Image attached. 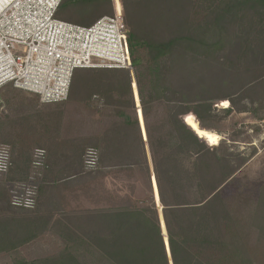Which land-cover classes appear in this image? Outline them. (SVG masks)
Wrapping results in <instances>:
<instances>
[{
	"label": "trees",
	"instance_id": "obj_1",
	"mask_svg": "<svg viewBox=\"0 0 264 264\" xmlns=\"http://www.w3.org/2000/svg\"><path fill=\"white\" fill-rule=\"evenodd\" d=\"M122 1L173 264H257L223 189L256 153H238L234 143L248 141V129L264 131V0ZM112 14V0H63L57 11L59 19L80 25ZM224 100L229 105L220 115L215 104ZM70 101L115 120L101 134L71 144L59 141L63 102L46 104L57 106L53 110L0 115V144L11 155L8 171L0 173L6 175L0 179V255L53 232L65 242L61 250L14 257L13 264H170L155 202L73 213L59 202L62 187L85 183L98 171H146L128 71L76 69ZM160 111L162 118H153ZM234 114L258 124L232 125L229 139L217 144L197 131L217 130ZM91 149L94 166L86 162ZM38 150L45 151L40 165ZM33 169H44L39 183ZM32 187L33 208L13 204ZM263 218L258 211L253 222L264 234Z\"/></svg>",
	"mask_w": 264,
	"mask_h": 264
},
{
	"label": "rangeland",
	"instance_id": "obj_2",
	"mask_svg": "<svg viewBox=\"0 0 264 264\" xmlns=\"http://www.w3.org/2000/svg\"><path fill=\"white\" fill-rule=\"evenodd\" d=\"M129 77L131 80L134 78L136 81L135 68L132 75L129 73ZM135 81L133 97L136 117L139 121L138 125L147 153L146 171L138 166H133L128 169H104L103 171L96 172L85 183L72 182L71 185L64 186L59 190V202L65 211L73 213V211H82L91 208L141 206L148 204L150 201L155 202L157 207V197H155L151 174V170H154L153 162L144 140L140 115L144 127L145 118L138 85ZM0 97L2 98V102H0V115L8 114L14 116L18 114L36 113L39 109H42L43 112L45 108L49 110L57 108L55 105L42 103L37 94L16 88L12 84H7L3 88H0ZM228 105V100L219 101L215 104L217 106L216 112L223 115V109L227 108ZM60 106L63 109L62 125L59 130L60 142L69 143L68 141L72 140L73 142L71 144H73L81 139L99 135L115 120L113 116L103 114L101 111L100 114L97 110L95 111L73 101H64ZM138 106L140 112L138 111ZM162 116L163 112L160 111L159 113H155L153 118H162ZM197 122L199 123V121ZM243 122L245 124H258L250 116L234 114L228 117L224 123L219 124L217 130H204L198 127L197 131L208 134L217 144L222 139H229V132H231L232 125H236L235 128L241 129ZM245 137L249 138L248 141L234 143L233 150L248 156L254 151L257 153L264 147V131L255 133L253 130L248 129ZM3 145L5 144H0V148ZM246 165L224 186L223 194L231 201L232 207L244 224L246 241L253 252L256 263L264 264V234L261 233L260 227L258 225L256 226L253 222V216L258 211L264 212V172L261 167L254 168L253 165L246 167ZM43 174L44 169H33L31 176L33 178L35 177V182L39 183ZM5 177V174H0L1 180H4ZM34 180H30L28 184L35 183ZM8 186L11 189L15 188V184L12 182L8 183ZM64 244L65 242L60 236L53 232H48L36 241L20 248L16 253L1 254L0 264H13L14 257L31 260L55 254L61 250Z\"/></svg>",
	"mask_w": 264,
	"mask_h": 264
},
{
	"label": "built area",
	"instance_id": "obj_3",
	"mask_svg": "<svg viewBox=\"0 0 264 264\" xmlns=\"http://www.w3.org/2000/svg\"><path fill=\"white\" fill-rule=\"evenodd\" d=\"M63 0H0V88L7 84L35 93L44 104L68 99L78 68H118L134 72L129 28L122 0H112V15L91 25L57 17ZM134 78L131 83L134 90ZM136 82V81H135ZM2 102V101H0ZM45 157L36 152V164ZM10 148H0V173L8 171ZM94 166L97 152L88 151ZM36 188L16 195L13 204L35 206Z\"/></svg>",
	"mask_w": 264,
	"mask_h": 264
},
{
	"label": "water",
	"instance_id": "obj_4",
	"mask_svg": "<svg viewBox=\"0 0 264 264\" xmlns=\"http://www.w3.org/2000/svg\"><path fill=\"white\" fill-rule=\"evenodd\" d=\"M0 101H2L1 97H0ZM138 111L140 112L139 106H138ZM140 122H141V126H142L143 133H144V138H145L144 140H145L146 148L148 150L149 149L148 141H147V137H146L145 127L143 125V121L141 120V115H140ZM199 125H200V123H199ZM199 137L203 138L200 135H199ZM148 155H149V152H148ZM151 174H152V183H153V187H154V191H155V197H157L156 198V203H157V210H158V213H159V216H160L162 233H163V236H164L165 241H166V246H167V250H168V254H169V258H170V264H173V261H172L171 256H170V250H169V244H168V235H167V230H166L165 221H164V217H163V211H162V209H159V205L161 206V202H160V198L158 197V188H157L156 178H155V174H154V170L153 169L151 170Z\"/></svg>",
	"mask_w": 264,
	"mask_h": 264
},
{
	"label": "crops",
	"instance_id": "obj_5",
	"mask_svg": "<svg viewBox=\"0 0 264 264\" xmlns=\"http://www.w3.org/2000/svg\"><path fill=\"white\" fill-rule=\"evenodd\" d=\"M253 165L254 168L261 167L264 172V147L260 149L254 156L249 160L246 167Z\"/></svg>",
	"mask_w": 264,
	"mask_h": 264
}]
</instances>
